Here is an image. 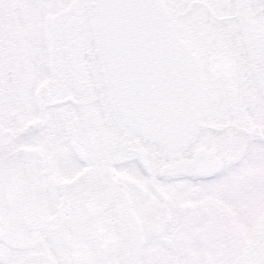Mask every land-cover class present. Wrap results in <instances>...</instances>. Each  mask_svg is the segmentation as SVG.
I'll list each match as a JSON object with an SVG mask.
<instances>
[{
	"label": "snow or ice",
	"instance_id": "snow-or-ice-1",
	"mask_svg": "<svg viewBox=\"0 0 264 264\" xmlns=\"http://www.w3.org/2000/svg\"><path fill=\"white\" fill-rule=\"evenodd\" d=\"M0 264H264V0H0Z\"/></svg>",
	"mask_w": 264,
	"mask_h": 264
}]
</instances>
